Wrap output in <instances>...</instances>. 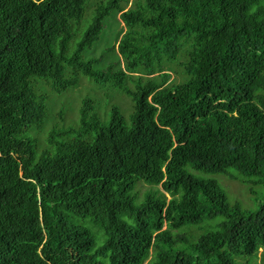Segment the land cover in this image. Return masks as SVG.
<instances>
[{"label": "trees", "instance_id": "16d2710c", "mask_svg": "<svg viewBox=\"0 0 264 264\" xmlns=\"http://www.w3.org/2000/svg\"><path fill=\"white\" fill-rule=\"evenodd\" d=\"M215 173L264 187V0H0V264H259Z\"/></svg>", "mask_w": 264, "mask_h": 264}, {"label": "rangeland", "instance_id": "374dc122", "mask_svg": "<svg viewBox=\"0 0 264 264\" xmlns=\"http://www.w3.org/2000/svg\"><path fill=\"white\" fill-rule=\"evenodd\" d=\"M124 30L125 26L124 23L119 19V13H117L113 17L108 16V18L104 20V27L102 33L100 34V40L95 42L91 49L87 50L92 57L96 56L101 59V61L97 62L96 67H102L106 61V55L101 58L99 54L102 52L100 51L104 50L105 47L109 46V44L112 42L117 43V40L121 36V34H118L119 31H121L120 33H122V31ZM176 74L178 76L177 80H181L182 77H180V74ZM174 76L175 74L173 73L172 77ZM70 91V93H66L62 97V100L60 101L61 104L57 103L56 106H54L56 110H58L60 106H66L68 108V105H71L73 102L74 109L67 113L66 120L64 122V124L66 125L70 122L71 119H76L77 111L79 112V110H77L78 104L81 103L83 98H91L95 101L101 102L102 105H110L113 103L112 98L118 97L123 101V104H126L125 106L129 107V100L125 98L122 93L112 91V96H109L107 87L94 84L92 79L85 75H80L78 85ZM125 115L127 116V114ZM206 176H211L218 180L220 185L224 188L228 201L231 204H239L245 209H253L256 208L263 200L261 196L264 192V187L262 185L253 186L254 191H251V185H248L247 183H244L239 179L230 178L221 173L209 174ZM139 187L140 193L142 194L144 190L147 189L148 185L144 182H140ZM257 262L259 264H264V255H262L261 251L259 252V255L257 257Z\"/></svg>", "mask_w": 264, "mask_h": 264}]
</instances>
